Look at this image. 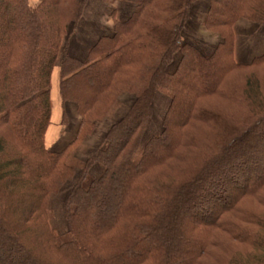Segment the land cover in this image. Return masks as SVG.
Here are the masks:
<instances>
[{"label":"trees","instance_id":"16d2710c","mask_svg":"<svg viewBox=\"0 0 264 264\" xmlns=\"http://www.w3.org/2000/svg\"><path fill=\"white\" fill-rule=\"evenodd\" d=\"M199 1L138 0L81 61L66 39L86 0H0V264H264V51L237 63L233 33L241 19L264 26V0H208L210 56L181 37ZM57 64L79 124L55 152ZM122 95L130 108L74 163ZM158 95L161 132L144 140ZM72 181L59 235L50 202Z\"/></svg>","mask_w":264,"mask_h":264},{"label":"rangeland","instance_id":"374dc122","mask_svg":"<svg viewBox=\"0 0 264 264\" xmlns=\"http://www.w3.org/2000/svg\"><path fill=\"white\" fill-rule=\"evenodd\" d=\"M209 7L208 0H200L189 8L187 18L185 20L181 37L184 43L190 44L197 48L201 54L210 56L216 46L220 43L218 34L207 31L204 28V20L206 12ZM96 11V10H95ZM93 13V12H91ZM91 15L90 12L88 16ZM92 17V15H91ZM127 19V17L125 18ZM239 21H247L241 19ZM233 26V33L235 34L236 24ZM242 27V31L236 32L237 42L236 45L240 46V52L245 57V61L253 60L263 54L264 51V26H257L252 22ZM84 31H87L86 21L82 23ZM235 46V36H234ZM263 49V51H262ZM239 51V49H238ZM179 56H176L173 65L170 67L172 71L178 61ZM236 61V60H235ZM252 62V61H251ZM250 62V63H251ZM238 63V62H237ZM241 64V63H240ZM249 64V63H246ZM58 68V66H57ZM57 75L54 73L51 88V93L58 94L57 88ZM56 91V92H55ZM52 115H51V126L48 132V139L46 140V146L51 151H61L64 147L73 139L77 126L79 124V118L70 104H66V107L61 103L58 95L57 99L52 97ZM134 97H122L118 103L111 110L110 114L101 122L96 124V128L92 135L87 137L83 144L75 151L73 155L74 163H81L92 157L101 147L103 138L108 129L116 122H118L126 113L130 104L133 102ZM167 100L162 95H158L155 102V118L150 122L148 129L144 135V140H148L152 136H157L161 132V119L167 106ZM70 107V108H69ZM65 111L67 117V123L63 124L62 113ZM252 160V159H251ZM254 160V159H253ZM102 167L95 165L90 173L91 178H98L102 174ZM80 174L79 168L76 167L75 178ZM73 185V181L67 183L62 192L51 199L50 208L52 210L53 218L50 222L51 227L57 232V234H63L66 232V221H65V200L66 196Z\"/></svg>","mask_w":264,"mask_h":264},{"label":"crops","instance_id":"0c3cea01","mask_svg":"<svg viewBox=\"0 0 264 264\" xmlns=\"http://www.w3.org/2000/svg\"><path fill=\"white\" fill-rule=\"evenodd\" d=\"M28 1L33 6H35L39 2V0H28ZM137 3H138V0H86V6H85L81 20L79 21L76 27H71L69 29L68 37L66 39L67 54L75 59H78L81 61L85 60L88 50L96 43V41L102 36H111L114 32L115 21H125L126 17L128 19L132 15V13L135 11ZM89 12L92 15V17L91 15L88 16ZM84 21H86V25L88 26L87 31H84L85 26L84 28L82 27L83 26L82 23H84ZM247 24H251V23L247 21H239L235 27L234 58L236 62L241 63V64L250 63L252 61V59L249 61H245V57L240 52V49H241L240 46L238 48V46L236 45L237 37H238L236 35V32L242 31V27ZM54 73H56L58 83H59V65L58 64L56 65L54 69L53 75ZM53 75H52V79H53ZM52 79H51V84H52ZM58 83H57V88H58ZM52 89L53 88H51L50 91ZM57 95L59 97V89H58V94L56 93V96ZM56 96L54 93L52 94V97H54L55 99H57ZM122 97L124 98V97H131V96L122 95L120 98ZM132 103L130 104V106L132 105ZM71 107L74 108V110L76 111V107L74 105L71 104ZM51 115H52V112H51ZM50 126L47 131L46 140L48 139V132L50 130Z\"/></svg>","mask_w":264,"mask_h":264}]
</instances>
